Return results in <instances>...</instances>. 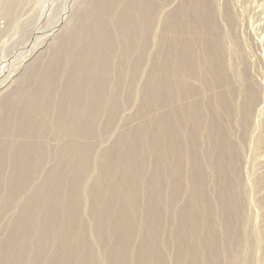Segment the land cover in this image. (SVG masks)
Returning a JSON list of instances; mask_svg holds the SVG:
<instances>
[{
  "label": "bare ground",
  "instance_id": "bare-ground-1",
  "mask_svg": "<svg viewBox=\"0 0 264 264\" xmlns=\"http://www.w3.org/2000/svg\"><path fill=\"white\" fill-rule=\"evenodd\" d=\"M173 2L88 0L73 27L54 32L50 53L0 93V216L14 212L0 264H209L202 234L217 242L219 226L233 233L228 207L241 201L233 194L236 166L218 159L226 152L219 136L229 137L218 102L209 122L204 103L191 101L117 133L107 147L98 137L116 132L143 77L139 114L191 95L200 78L191 60L196 38L211 39L216 52L208 65L198 54L199 67L221 70L214 0ZM206 166L218 178L221 206L208 191ZM170 221L176 228L167 238ZM225 244L232 253L234 245Z\"/></svg>",
  "mask_w": 264,
  "mask_h": 264
},
{
  "label": "rangeland",
  "instance_id": "rangeland-1",
  "mask_svg": "<svg viewBox=\"0 0 264 264\" xmlns=\"http://www.w3.org/2000/svg\"><path fill=\"white\" fill-rule=\"evenodd\" d=\"M87 1L0 0V93L7 87V84L8 86L16 85L30 65L50 53L52 50L51 43H53L55 38L54 34L61 27H67L66 29L64 27L61 32L73 27L77 16L85 9ZM178 1L174 0L173 8L177 6ZM227 3L231 6L230 13L236 18L234 24L230 23L228 18L225 7ZM214 6H216L215 13H217L216 19L222 32L221 36H224L220 51L223 56L221 70L213 73L208 66L199 67L197 62L198 54L203 55L204 60L207 61L216 52L213 50L214 42L211 39L207 41L201 37L196 38L192 44L195 52L191 56V60L197 64V73L200 78L193 82V85L199 86H194L195 89L193 87L191 93L189 92L191 95H188L185 99H174L161 109L154 106L141 110V114H139V104L143 102L145 97L142 89L144 87L143 77L141 80L142 85H138L140 96L129 101L123 107L124 120L120 123L116 132H108L98 137L104 140L101 148L107 147L112 144L117 133L118 135L124 133L127 128L137 127L144 121L171 111L170 108L187 105L191 101L204 103L205 110L203 109V111H205L209 122L215 118V114L213 112L210 113V110L219 109L214 104L218 102L220 111L217 116L223 122L224 127H226L224 128L226 130L225 133L228 132L229 136H219L220 143H218L217 147L219 150L223 149L226 152L220 154L218 159L220 161L225 158L228 166H236V170H232L236 174L235 177L233 173V183H235L234 185L238 184L239 195L235 191L233 194L237 199L239 196L241 205L239 206L238 202V209L236 208L237 204L232 209V206L228 207L229 215L232 216L230 217L231 222L229 220L227 222L232 225L233 233L226 232V230L223 231L224 228L219 226L220 229L217 228V231L220 230L221 236L217 238L219 244L214 242V240L210 241L212 238L210 231L202 234L205 236L204 238H209L207 239L206 247L210 251L206 253L207 258L205 260L210 262L209 258L212 257V263L210 262L209 264H264V0H214ZM27 49L33 50L28 51ZM25 51L27 54L24 53ZM17 55L22 56L19 57ZM181 60L182 58L180 57V62ZM207 62L206 65L210 64V61ZM198 81H200L199 84ZM228 108L233 109V118L231 119L226 111ZM248 108L251 109V114L246 117L244 112ZM208 133L209 130L202 132V141H204V137H207ZM201 149H206V147ZM220 162L222 163L223 161ZM154 168L153 162L148 163L146 173H152ZM205 168L206 182L209 181L208 191L212 195L213 200L216 199L217 205L221 206L223 204L221 201L219 203L215 196L218 194L216 188V183L219 182L218 178H215L211 169L207 166ZM230 186L232 185L230 184ZM185 197L186 194L182 195L180 201L183 202ZM12 214L14 212L9 211L4 216H0V222L2 223H0V240L6 236V223ZM233 222L235 223L233 224ZM175 228L174 222H167L164 232L165 237H170V233H174ZM206 234H209V236H206ZM227 242L232 243V247L234 245L232 253L225 251V243ZM221 246L222 250L219 249ZM215 251L218 252L217 256ZM174 252L175 249L172 248L167 251V254L171 257L175 254ZM232 256L235 257L234 260ZM214 257L217 258V263L214 261ZM219 258L222 260L219 261ZM129 264H137V262L132 261Z\"/></svg>",
  "mask_w": 264,
  "mask_h": 264
}]
</instances>
